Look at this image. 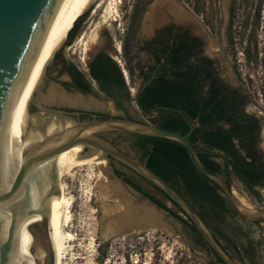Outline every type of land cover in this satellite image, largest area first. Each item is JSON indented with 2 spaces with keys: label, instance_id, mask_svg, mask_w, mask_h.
Segmentation results:
<instances>
[{
  "label": "water",
  "instance_id": "95a60500",
  "mask_svg": "<svg viewBox=\"0 0 264 264\" xmlns=\"http://www.w3.org/2000/svg\"><path fill=\"white\" fill-rule=\"evenodd\" d=\"M73 2L0 0V264L54 263L52 247L60 222L54 159L60 151L79 144L86 153L99 151L104 160L100 168L115 184V189L104 191V181L98 186L99 193L112 201L99 216L102 234L130 233L159 220L175 219L117 176L108 165L112 158L179 207L222 264H239L217 243L182 195L143 162L98 135L109 131L179 142L195 169L217 184L238 216L250 221L264 219V212H241L224 179L199 162L188 141L193 124L180 133L139 119L91 118L102 104L98 95H90L86 82L64 54L65 37L61 34L46 42L24 76L43 35ZM100 49L93 50L90 56ZM131 100L144 115L156 109L177 111L165 106L144 111L135 94Z\"/></svg>",
  "mask_w": 264,
  "mask_h": 264
},
{
  "label": "rangeland",
  "instance_id": "374dc122",
  "mask_svg": "<svg viewBox=\"0 0 264 264\" xmlns=\"http://www.w3.org/2000/svg\"><path fill=\"white\" fill-rule=\"evenodd\" d=\"M95 1L85 8L88 12L71 43L62 45L63 52L69 61L83 70L88 57L96 48H101L111 57L117 56L126 72L125 75L121 69L130 96L140 84L138 72L144 70L142 64L146 60L140 50L141 43L147 37L143 24L145 17L142 20L140 18L141 5L145 0H117L114 16H107L102 11L107 0H102L101 3H104L97 7ZM248 1L250 9L244 8L245 11L238 12L237 17L230 21L227 36H214V41L220 50L222 74L244 94L246 111L260 119L259 148L264 162V0H260L257 15L254 9L259 0ZM147 12L146 18L150 19L151 15ZM224 24L225 18L218 26L220 33ZM115 44H119L117 51ZM90 95L99 96L98 101L102 104L100 111L106 113L107 117L123 118L121 109L114 106L112 100L104 94L94 89ZM125 107L135 119L150 123L148 116L140 115L132 102L125 103ZM115 143L142 162L138 150L131 147L127 139L117 138ZM116 167L131 176L142 189L166 207L176 211L175 206L145 180L119 164ZM69 173L63 176V181L67 193L72 197L71 219L64 226V231L70 233L72 238L65 240L62 264H221L205 245L196 240L186 225L175 219L159 220L147 228L130 233L104 231L106 234H102L99 216L112 201L99 193L98 186L108 181L107 176L100 165L76 167ZM229 187L249 202L254 214L264 212V183L255 188L256 194H249L230 175ZM209 222L217 225L233 242L235 248L222 238L218 239L236 262L264 264V219L250 221L237 214L227 213L222 214L221 219Z\"/></svg>",
  "mask_w": 264,
  "mask_h": 264
},
{
  "label": "trees",
  "instance_id": "16d2710c",
  "mask_svg": "<svg viewBox=\"0 0 264 264\" xmlns=\"http://www.w3.org/2000/svg\"><path fill=\"white\" fill-rule=\"evenodd\" d=\"M87 12L88 10L83 11L73 20L65 34L63 46L70 44L74 39ZM117 63L113 57L100 49L87 59L85 70L72 64L86 82L89 92L96 89L112 99L117 108L122 109L123 105L130 101V96L121 74L122 70ZM141 93L142 96L137 97L136 102L143 110L153 106H165L177 110L157 109L155 113L147 115L151 124L180 133L185 132L188 126L193 124L188 141L202 166L222 177L227 186L232 175L246 192L256 194L255 188L264 183V162L261 151L255 149L253 145L252 128L254 127L241 124L235 121L234 117L227 127L216 123L230 109L227 97L221 96L217 99L215 92L210 91L207 98L198 100L194 93L191 94L189 91L187 82L175 81L163 77L162 74L152 78L143 87ZM124 134L131 137L129 145L138 150L142 162L187 200L217 243L225 250V246L218 240L222 238L235 248L229 237L209 221L221 219L222 214L236 213L221 194L217 184L195 169L184 147L179 142L167 138ZM114 173L117 174L116 171ZM122 180L186 225L196 240L206 246L182 210L158 188L145 180L169 200L176 211L166 207L129 177L123 176ZM213 256L222 263L218 257L214 254Z\"/></svg>",
  "mask_w": 264,
  "mask_h": 264
},
{
  "label": "flooded vegetation",
  "instance_id": "af4514ba",
  "mask_svg": "<svg viewBox=\"0 0 264 264\" xmlns=\"http://www.w3.org/2000/svg\"><path fill=\"white\" fill-rule=\"evenodd\" d=\"M260 2L259 0L254 9L256 15L259 13ZM141 6V20L144 13L151 9L150 7L153 6L154 12L150 19L144 18L143 21L147 37L141 43L140 50L146 60L142 64L144 70L138 72L141 81L130 94V102L133 94L135 98L142 96L143 87L159 74L175 81L187 82L189 91L191 94L194 93L198 100L207 98L209 92L214 91L217 99L225 96L230 104V109L216 123L227 127L234 117V120L241 124L251 125L254 127L252 128L253 145L255 149L261 151L260 119L257 115L246 111L244 94L222 74L220 50L218 43L214 41V36H227L231 19L237 17L238 12L245 11L244 8L250 9V2L248 0H145ZM224 18L225 26L220 33L218 26ZM112 102L116 106L113 100ZM135 109L140 115H144L136 107ZM121 111L124 114L123 118L135 119L127 112L125 104ZM99 116L107 117L102 111H93L91 118ZM98 135L114 145L117 138L127 139L130 144L131 137L124 133L108 131L100 132ZM116 164L121 165L109 158L108 165L113 172H117V176L121 179L126 176L135 182L131 176L119 170Z\"/></svg>",
  "mask_w": 264,
  "mask_h": 264
},
{
  "label": "bare ground",
  "instance_id": "6f19581e",
  "mask_svg": "<svg viewBox=\"0 0 264 264\" xmlns=\"http://www.w3.org/2000/svg\"><path fill=\"white\" fill-rule=\"evenodd\" d=\"M92 1H94V0H74L72 5L70 6V8L47 29V31L43 35L42 39L38 43L37 48L35 49V51H34V53L32 55V58H31L30 63H29V66H28L24 76L26 75V73L30 69L34 59L39 54L41 49L44 47L46 42L49 41L54 36L59 35V34H61V35H63L65 37V34H66L67 30L70 28L73 20L80 13H82V11ZM107 1H106L105 9H103L104 8L103 7L102 11L104 10V12L107 13V16L108 15H110V16L116 15V3H117V0H109L108 2ZM95 2H96L95 7H97L102 2V0H99V1L96 0ZM103 3H101V4H103ZM149 14L150 15L153 14V8L152 7L149 10ZM104 19L102 21H104ZM113 19H114V17H113ZM92 34H93V32H92ZM93 39H95V34H94V38ZM93 39H92V41H93ZM118 45L119 44H115L116 51L119 48ZM113 58L118 62V64L121 67V63H120L119 59L117 58V56H113ZM121 69L123 70V72L126 75L125 69H123V67H121ZM24 76L22 77V79L24 78ZM22 79L20 80V82L22 81ZM20 82H19V84H20ZM132 91H133V89L131 88V92ZM11 106H12V103H11ZM103 163H104V160L99 157V151L86 153V152H84V148H83V146L81 144L76 145V146H71L68 149L60 151L55 156L54 166H55V172H56L57 200H58V207H59L60 222H59L58 238H57L56 243L52 247L53 255H54V263L53 264H62V260L61 259L63 258L62 256H63V252H64V249H65V246H64L65 240H70L72 238V235L70 233H66L64 231V226L71 219L70 206L72 204L71 203L72 202V197H71L70 193L68 194L67 191H66V187L67 186H66V184L64 182L65 180L63 181V176L65 174H68L73 168H76V167L87 165L90 168V165H100V166H102ZM91 175H92V173H91ZM104 184H103V187H102L103 191L106 188H109V187L112 188V189H115V184H113L111 182L107 181L106 184L105 185ZM235 191L232 190L231 193H232V196H233V198H234V200L236 202V205H237L238 209L241 212L246 213V214H254L253 213V207L250 204H248L249 202L247 201L248 202L247 203L245 201V199H243V197H240L238 194H236ZM104 234H106V233H104Z\"/></svg>",
  "mask_w": 264,
  "mask_h": 264
}]
</instances>
